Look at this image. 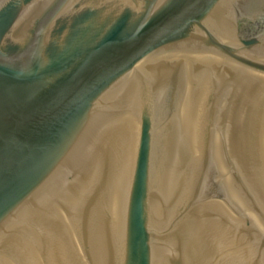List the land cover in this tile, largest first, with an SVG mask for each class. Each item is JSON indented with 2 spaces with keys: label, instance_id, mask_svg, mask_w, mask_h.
Wrapping results in <instances>:
<instances>
[{
  "label": "water",
  "instance_id": "1",
  "mask_svg": "<svg viewBox=\"0 0 264 264\" xmlns=\"http://www.w3.org/2000/svg\"><path fill=\"white\" fill-rule=\"evenodd\" d=\"M264 0H0V264H264Z\"/></svg>",
  "mask_w": 264,
  "mask_h": 264
},
{
  "label": "bare ground",
  "instance_id": "2",
  "mask_svg": "<svg viewBox=\"0 0 264 264\" xmlns=\"http://www.w3.org/2000/svg\"><path fill=\"white\" fill-rule=\"evenodd\" d=\"M263 135H264V107H263Z\"/></svg>",
  "mask_w": 264,
  "mask_h": 264
}]
</instances>
